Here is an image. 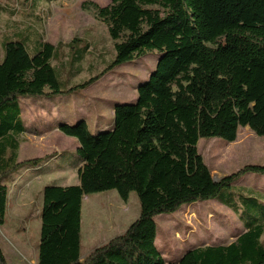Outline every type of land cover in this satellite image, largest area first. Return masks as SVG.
I'll use <instances>...</instances> for the list:
<instances>
[{
	"label": "trees",
	"instance_id": "16d2710c",
	"mask_svg": "<svg viewBox=\"0 0 264 264\" xmlns=\"http://www.w3.org/2000/svg\"><path fill=\"white\" fill-rule=\"evenodd\" d=\"M90 6L116 41L115 56L82 83L62 88L51 63L55 46L43 39L33 54L20 41L3 42L0 225L6 177L40 166L46 157L17 160L19 136L27 132L19 98L81 91L112 68L155 51V68L137 85L134 101L113 105L110 128L91 133L83 118L57 123L78 141L72 166L79 183L43 186L36 264H264V204L241 189L237 202L218 198L243 175L264 174V158L214 180L197 150L200 138L233 142L239 126L264 137V0H110ZM111 189L124 201L134 191L139 215L81 258L83 198ZM209 199L242 209V232L228 244H195L163 257L154 217ZM0 264H8L1 248Z\"/></svg>",
	"mask_w": 264,
	"mask_h": 264
},
{
	"label": "rangeland",
	"instance_id": "374dc122",
	"mask_svg": "<svg viewBox=\"0 0 264 264\" xmlns=\"http://www.w3.org/2000/svg\"><path fill=\"white\" fill-rule=\"evenodd\" d=\"M109 1L57 0L53 5L47 0H0V58L3 42L7 40L20 41L33 54L43 39L55 46L51 63L62 88H69L91 76L99 75L114 58L116 41L110 38L105 23L96 18L90 3L106 5ZM72 39L75 41L68 44ZM158 56L157 52L152 51L118 65L81 91L48 97L19 98L21 121L27 127V132L19 136V140L24 141L18 159L22 161L43 156H46L45 162L51 157L54 159L51 164L48 162L49 165H41L39 170H29L21 178L16 179L18 171L6 177V183L13 191L28 181V187L21 186L24 200L20 201L16 210L9 195L4 223L0 225V248L8 264L37 263L40 217L35 216V211L42 195L39 193L40 188L58 181L72 185L76 180L75 170L67 168L77 159L71 148L72 139L75 138L60 132L56 127L57 122L63 120L73 124L79 115L84 116L89 111H92L95 119L94 109L98 108L101 110L99 118L103 122L102 128L107 130L111 127L113 105L134 101L137 85L148 78ZM88 124L90 132L96 133L94 124ZM197 150L212 176L218 180L244 165L261 164L264 158V137L257 136L247 126H239L233 142L222 138H200ZM64 165V170H57ZM15 179L17 186L14 187L11 184ZM232 185H244L254 190L264 188V174L247 173ZM236 189L238 186L223 189L218 194L219 200L237 202L236 194L239 191ZM87 197L92 202L90 218L94 219L95 228L96 219L105 217L101 208L106 202L111 201L121 211L112 218H118L121 224L125 221L131 223L139 215V201L134 191L129 193L126 201L114 189L92 193ZM114 197L118 203L113 201ZM87 202L83 201L85 204ZM211 202L200 200L183 204L174 212L154 217L155 244L163 257H177L192 243H228L243 230L238 216ZM84 225L87 228V220ZM101 240L99 238L98 242ZM261 240L264 242V234ZM87 248L85 243L81 246V258Z\"/></svg>",
	"mask_w": 264,
	"mask_h": 264
},
{
	"label": "crops",
	"instance_id": "0c3cea01",
	"mask_svg": "<svg viewBox=\"0 0 264 264\" xmlns=\"http://www.w3.org/2000/svg\"><path fill=\"white\" fill-rule=\"evenodd\" d=\"M50 3H53V5H54V4L57 3V0H52V1H50ZM48 43H50V42H48ZM50 44L53 45V43H50ZM2 57H3V54L1 56V58ZM1 58H0V60H1ZM21 111H22V109H21V105H20V116H21ZM100 111L101 110H99L98 108H95L94 109V113L96 115L95 119H94V116H93L92 111H89L88 114H86L84 116L83 115H79V118H83L86 121L87 125H89L88 123H93L95 129L96 128L97 129H101L103 127L102 126L103 125V122L99 118L101 116L100 115ZM111 116H113V110L111 111ZM60 121H63V120H60ZM90 121H92V122H90ZM64 122H66V121H64ZM56 127H57V124H56ZM68 137H70V136H68ZM72 140L73 141H72V144H71V148L73 150H75V148L78 146V141L76 139L75 140L72 139ZM22 141H24V140H21V141L19 140V147H18V152H17V160L18 161H21V160L18 159V157H19V152H20V148H21ZM55 157H58V156L55 155ZM25 159H29V158H25ZM25 159H22V160H25ZM53 159H54V157H51V158H49V160H47V162L43 161L40 164V166H36V167H23V168L18 169L17 171L19 172V174L16 177V179L23 177L24 176V173L28 172L29 170H39L41 168V165H43V164L49 165L48 162H50V164H51L53 162ZM64 167H65V165L62 166V167H58L57 170L58 171H62V170H64ZM72 167L73 166H68L67 168L73 169L76 172V169L74 167L73 168ZM76 176L77 177H76V180H75L74 184H78L79 183V179H78L77 172H76ZM16 179L11 184L14 187L17 186L16 183H15L16 182ZM56 183H58V184H56ZM54 184L55 185H68V184H62L59 181L58 182H55ZM21 186L24 187V188H26V186L28 187V181H25L24 185H18L17 186V189L14 190V191H13V189H11L10 186H8L9 187V190H8L7 197L9 198L11 196V199L14 201L13 208H15V210H16V207H18L20 205V201L22 202L24 200V198H22L23 191L21 190ZM233 186H238V189H241V192L243 194L254 196L261 203L264 204V188H256L254 190V189H251V188H245L244 185H233ZM42 188H40L41 190L39 191V193H42ZM8 198H7V200H8ZM84 200H86L88 202L85 204V203H83ZM215 200L216 199H211V200L209 199L208 201H213V202H211L212 204L217 205L218 207L227 209L234 216H238L239 213L242 211V209H240V208H238L236 210H233L228 205H226L225 203L220 202L218 200L215 201ZM83 201H82V208H81V246H83V244L85 243L87 245V247H88L87 250L83 253V256H84L86 253H88L89 251H91L95 247H97V246L105 243L110 238H112V237H114L116 235H119L122 232H124L127 229V227L130 224V222L127 223L125 221V222H123V224H121L120 223V220H118V218H116L115 220L112 219L113 216L117 212L120 213L121 211L118 210L115 207V205H112L111 204V201H110V202H106L105 205L103 206V208H101V209H103V213H104L105 217H104V219H102L101 217H99V219H96L95 222L97 223V227L95 228V224H93L94 219L92 217L90 218V213H92L91 212V206L90 205L92 204V202L89 200V197H87V196H84ZM113 201L115 203H118V199L116 197L113 198ZM29 202H30V204L32 203V201H29ZM41 202H42V195H41V199L39 200L38 205H37V208H36V211H35V216H37V217H39V212H40V208H41ZM83 212H84V217H83ZM86 220L88 221L87 228H85V225H84V223H85ZM239 221L241 222V219L240 218H239ZM99 238L100 239L102 238V240L100 242H98L99 241ZM234 240H232V241H234ZM232 241H230V242H232ZM230 242H228V243H230ZM228 243H218V244H228ZM195 244L196 243H192V245H195ZM203 244L204 245H211L212 243H203ZM157 248H158V246H157ZM165 258H168V257H165Z\"/></svg>",
	"mask_w": 264,
	"mask_h": 264
},
{
	"label": "water",
	"instance_id": "95a60500",
	"mask_svg": "<svg viewBox=\"0 0 264 264\" xmlns=\"http://www.w3.org/2000/svg\"><path fill=\"white\" fill-rule=\"evenodd\" d=\"M213 177V176H212ZM214 180H216L214 177H213ZM83 258V257H82Z\"/></svg>",
	"mask_w": 264,
	"mask_h": 264
}]
</instances>
